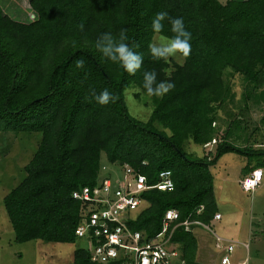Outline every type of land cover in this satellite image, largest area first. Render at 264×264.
<instances>
[{
	"label": "trees",
	"instance_id": "16d2710c",
	"mask_svg": "<svg viewBox=\"0 0 264 264\" xmlns=\"http://www.w3.org/2000/svg\"><path fill=\"white\" fill-rule=\"evenodd\" d=\"M29 7L35 19L23 23L0 4V133L41 134L23 167L24 178L2 200L14 241L76 243L85 206L72 194L96 185L104 155L120 173L128 166L149 186L160 181V173L170 172L172 191L141 192L142 205L127 214V227L150 240L161 232L165 212L177 211L170 244L178 246L184 264H199L193 226L185 231L180 223L208 225L218 213L211 168L234 153L248 157L241 180L258 169L264 175V162H249L264 152L228 143L227 133L216 138L213 126L234 76L243 80L244 106L247 99L262 100L264 0H29ZM159 12L182 18L191 33V54L181 56V64L150 54L155 35H174L168 20L163 32H153ZM122 29L126 43L143 56L135 75L96 47L102 34L118 37ZM79 59L83 69L76 67ZM153 70L158 81L174 84L162 98L148 96L143 88L144 72ZM132 86L151 100L146 122L128 112L124 92ZM104 89L119 99L98 104L90 92ZM241 122L233 119L234 125ZM186 141L213 149L202 157L187 154ZM71 264H91L89 253L76 249Z\"/></svg>",
	"mask_w": 264,
	"mask_h": 264
},
{
	"label": "rangeland",
	"instance_id": "374dc122",
	"mask_svg": "<svg viewBox=\"0 0 264 264\" xmlns=\"http://www.w3.org/2000/svg\"><path fill=\"white\" fill-rule=\"evenodd\" d=\"M0 4L2 11L13 20L25 23L35 19L29 7V0H0ZM162 39L163 37L157 34L153 43L158 44ZM168 60L170 65L183 62L179 54ZM171 69L172 67L169 70ZM140 92L137 87L132 86L124 92V98L129 114L139 121L146 122L152 105L150 98ZM244 93L243 80L240 76H234L231 79L229 97L218 112V121L213 125L215 137L220 138L227 133L228 143L239 148H248L249 151L260 150L262 153L264 95L262 100L247 99L244 106ZM236 118L242 120L240 126L234 125L233 119ZM154 126L168 136L171 134L158 123H154ZM40 139V133H0V264H71L73 252L85 247L82 240L74 244L14 241L13 230L2 200L24 178L23 167L34 155ZM183 147L187 154L199 157L213 149L210 147L203 150L191 141H186ZM252 157L250 163L264 162V155ZM247 160L248 157L244 155L228 153L211 168L216 207L222 218L208 224V229L192 227L197 242L199 264H216L223 255V248L216 246L214 234L237 243L234 252L229 256L232 264L243 260L246 264H264V175L261 184L253 192L241 190L239 182ZM101 164V176L118 178L119 167L108 164L104 155ZM244 244L248 245L247 249Z\"/></svg>",
	"mask_w": 264,
	"mask_h": 264
},
{
	"label": "built area",
	"instance_id": "2783aa9c",
	"mask_svg": "<svg viewBox=\"0 0 264 264\" xmlns=\"http://www.w3.org/2000/svg\"><path fill=\"white\" fill-rule=\"evenodd\" d=\"M159 177L156 185L149 186L144 176L125 166L118 178L100 175L94 187H83L73 192L72 197L85 206L75 235L84 242L82 249L89 253L91 264H184L179 248L170 244L173 229L169 232V228L179 219L177 211L165 212L161 232L150 240H146L141 232H131L127 227V214L139 210L142 205L138 197L141 192L149 189L172 191L170 172H162ZM261 178L262 171L255 170L239 182L241 190L253 192ZM220 219L219 213L213 217V221ZM180 226L185 231H191L192 226L208 229L204 223L191 220L183 221ZM214 236L217 248H223L224 253L217 264H232L229 256L237 243ZM244 248H248L247 244Z\"/></svg>",
	"mask_w": 264,
	"mask_h": 264
},
{
	"label": "clouds",
	"instance_id": "9594fccd",
	"mask_svg": "<svg viewBox=\"0 0 264 264\" xmlns=\"http://www.w3.org/2000/svg\"><path fill=\"white\" fill-rule=\"evenodd\" d=\"M168 20L171 24V32L174 34L171 38H163L158 44L149 45V51L155 60H168L178 54L183 58H188L191 54V33L186 30L182 18H171L167 12H159L156 14L152 22V30L154 33H161L164 30L163 22ZM83 31V24L79 25ZM127 30L122 29L118 37L111 33L102 34L96 41L97 49L102 55L113 63H119L124 70L130 75H135L143 65V56L129 46ZM78 69H83L85 64L83 59L76 62ZM143 88L148 96L162 98L169 93L174 84L168 81H158L157 73L146 71L143 74ZM91 97L100 105L106 106L115 103L119 97L104 89L100 94H96L94 90L90 92Z\"/></svg>",
	"mask_w": 264,
	"mask_h": 264
},
{
	"label": "crops",
	"instance_id": "0c3cea01",
	"mask_svg": "<svg viewBox=\"0 0 264 264\" xmlns=\"http://www.w3.org/2000/svg\"><path fill=\"white\" fill-rule=\"evenodd\" d=\"M217 211H218V210H217ZM218 213L220 214V212H219V211H218ZM220 215H221V214H220ZM221 218H222V217H221ZM219 237H220V236H219ZM232 241H233V240H232ZM247 246H248V245H247ZM173 247H175V248H178V246H177V245H173ZM246 260H247V259H246ZM244 261H245V260H243V262H244ZM243 262H241V263H243ZM217 263H218V262H217ZM217 263H216V264H217ZM238 263H240V262H238ZM238 263H237V264H238ZM246 263H247V262H246ZM248 263H250V262H248ZM250 264H251V263H250Z\"/></svg>",
	"mask_w": 264,
	"mask_h": 264
}]
</instances>
